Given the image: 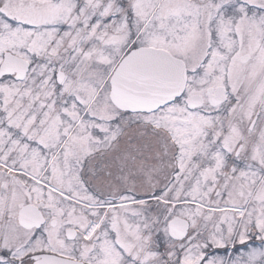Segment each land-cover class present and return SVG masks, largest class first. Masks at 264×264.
Masks as SVG:
<instances>
[{"label":"snow or ice","instance_id":"1","mask_svg":"<svg viewBox=\"0 0 264 264\" xmlns=\"http://www.w3.org/2000/svg\"><path fill=\"white\" fill-rule=\"evenodd\" d=\"M0 264H264V0H0Z\"/></svg>","mask_w":264,"mask_h":264}]
</instances>
